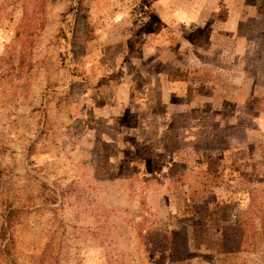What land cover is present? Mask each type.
I'll list each match as a JSON object with an SVG mask.
<instances>
[{"label":"rangeland","instance_id":"374dc122","mask_svg":"<svg viewBox=\"0 0 264 264\" xmlns=\"http://www.w3.org/2000/svg\"><path fill=\"white\" fill-rule=\"evenodd\" d=\"M0 264H264V0H0Z\"/></svg>","mask_w":264,"mask_h":264},{"label":"trees","instance_id":"16d2710c","mask_svg":"<svg viewBox=\"0 0 264 264\" xmlns=\"http://www.w3.org/2000/svg\"><path fill=\"white\" fill-rule=\"evenodd\" d=\"M255 202L253 199L250 200L248 207L240 213L241 221L240 225L238 226L237 230H230L228 227H222V238L220 241L211 243V246L214 250H216L219 254H226V253H234L238 251L237 249L241 246H244L246 244L247 235L248 232L252 230V221L258 216V214L262 211V209H259L258 211L255 210V207L253 206ZM160 236V241L165 239L168 242L174 243V236L175 232L168 231L164 232L162 231ZM7 247L5 248V251ZM190 257H193V255H190ZM182 259V258H180Z\"/></svg>","mask_w":264,"mask_h":264}]
</instances>
